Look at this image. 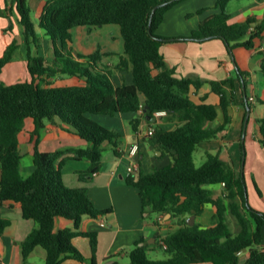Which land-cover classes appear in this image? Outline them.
Instances as JSON below:
<instances>
[{"label": "trees", "instance_id": "obj_1", "mask_svg": "<svg viewBox=\"0 0 264 264\" xmlns=\"http://www.w3.org/2000/svg\"><path fill=\"white\" fill-rule=\"evenodd\" d=\"M13 1L28 45L31 81L13 85L0 81V203L19 204L23 219L37 225L22 243L23 259L41 247L46 251L45 264H62L65 259L84 261L74 245L77 237L89 239L95 257L97 236L81 230L83 218L98 219L111 211L98 210L86 189L67 187L63 181V167L69 160L89 161V169L80 172V178L85 180L100 171L105 143L118 155L120 134L104 128L88 115L137 114L147 106L144 115L149 123L160 112L177 122L172 131L151 123L154 132L146 138L148 146L163 156L169 155L170 164L149 175H130L126 183L138 190L144 218L170 215L176 229L159 237L161 243L155 244L165 253V259L151 260L148 245H136L129 253L131 263L240 264L241 256L246 255L244 264H264V213L250 207L242 173L219 155L207 154L201 167L194 163L196 147L217 139L230 123L235 82L248 74L238 72L236 80L208 82L212 93L219 97L217 105L207 104L205 97L200 104L191 99L205 82L198 78L176 77L160 52L162 44L170 40L156 35L166 13L184 0H44L46 7L39 27L51 40V60L31 54L29 46L39 48L40 38L30 17L28 2ZM231 1L217 0L215 7L219 12L203 20L187 39L221 40L230 53L235 48L252 49L254 39L264 27L252 28L256 22L253 19L229 24L226 7ZM154 8L157 9L152 14ZM110 25L120 29L123 54L119 56L118 68L131 72L130 85L117 86L111 70L98 67L104 58L99 51L83 56L72 47L73 30ZM16 47L12 42L0 58V75L12 61ZM261 71L264 75V61ZM56 78L77 79L78 83L53 86L49 80ZM41 82H46V86ZM219 115L224 118L223 124L211 127ZM27 119L35 125L30 138L35 170L24 177L19 135ZM46 122L66 127L87 142L88 147L75 150L71 157H66L63 151L40 152L38 146ZM139 123V119L132 121L134 130ZM258 124L259 141L264 147V119L258 120ZM220 184H224V196L214 199L208 187ZM208 204L216 208L217 224L209 228L197 224L190 226L188 218L200 217ZM227 215L237 221L236 234L229 227ZM58 218L72 221L74 228L56 231ZM158 222L155 220V225H159ZM10 225L0 212V237Z\"/></svg>", "mask_w": 264, "mask_h": 264}, {"label": "crops", "instance_id": "obj_2", "mask_svg": "<svg viewBox=\"0 0 264 264\" xmlns=\"http://www.w3.org/2000/svg\"><path fill=\"white\" fill-rule=\"evenodd\" d=\"M216 1L184 0L178 3L166 13L164 22L156 31V35L170 40L162 44L160 52L168 68L175 71L176 77L198 78L205 82L195 95H191V99L197 104H200L201 98L204 97L207 104L217 105L219 103V97L212 93L208 82L225 81L230 78L236 80L238 72L248 74L247 77L240 78L235 82V104L230 109L231 121L228 126L218 135L217 139L199 144L196 150L201 149L205 159L207 154L219 155L224 162L240 171L246 182L248 201L253 199L254 210L264 213V147L259 141L260 126L258 124V120L264 119V104L262 103L264 100V75L261 71L264 61V28L261 30L260 36L254 39L252 49L235 48L232 53L221 40L199 42L187 39L193 31L198 29L203 20L219 12L215 7ZM27 2L31 19L32 16L36 17V21H32L35 24L36 34L40 38L39 48L34 45L29 46L31 54L51 60L53 58L51 40L39 27L46 2L44 0H27ZM202 9L205 11L198 14L197 12ZM0 10L2 12L0 14V58L12 42L17 44L12 61L4 67L0 81L5 85H13V82L21 80V78L25 80L24 82H30L31 76L27 64L28 45L23 36V28L19 22L16 5L13 0H0ZM186 12L193 14L194 20H196L190 29L185 32L176 29L169 34L163 31L167 21L172 22L177 16L186 14ZM226 12L229 14V24H241L248 19H253L256 22L252 28L264 27V0H233L228 3ZM80 28L87 29L84 34L89 40L90 53H79L83 56L92 55L94 49L91 48V43L94 37H101L100 31L103 28L100 31H95V28ZM104 37L107 38L109 45H105L102 41L97 43L98 51L104 55L101 66L111 70L113 81L117 86L132 84L131 72L121 71L118 68L119 56L123 54V40L119 27L115 26L106 32ZM73 49L75 48L73 47ZM49 81L53 86L58 87L78 83L71 78H56ZM41 84L46 86V82H41ZM227 89L229 90V88ZM245 98L250 105V116L244 134V122L247 114ZM144 113L141 111L137 114L92 118L104 128L118 132L121 139L117 149L118 155L114 153L110 144H104L105 152L101 169L91 178L85 180L80 178V172L89 169V161L69 160L65 163L63 167L65 185L70 188L86 189L90 200L98 210H110L111 213L98 219L83 218L81 230L86 233H94L97 236L95 257H93L89 239L77 237L74 239V245L83 255L84 261L65 259L62 264H132L129 253L136 245H148L149 252L155 251L159 249L155 244L161 243V238L176 229L175 222L169 221L167 215L154 216L152 219L144 218L138 190L126 183V179L130 175L134 177L140 174L149 175L170 164L169 155L163 156L161 152L148 146L146 138L154 125H159L169 131L174 130L177 126L176 120L163 114L155 115V119H151L149 123L148 117ZM136 119H139L140 123L137 125V130H134L132 121ZM223 122V116L219 115L211 127L220 126ZM34 129V122L27 119L24 130L19 135L22 156L21 174L24 177L29 176L35 170L34 147L30 141ZM134 146L138 147V153L132 156L131 150ZM87 147V142L66 127L46 122L41 131L38 149L43 153L63 151L66 152V157H71L75 150ZM243 150L245 159L242 166ZM130 167L134 168L133 174L128 172ZM208 189L212 192L214 199L224 196L223 184L209 186ZM0 212L3 218L11 222L10 227L0 237V264H45L46 251L41 247L35 248L26 260L22 256V243L37 228L35 222L23 219L19 204L0 203ZM216 212L213 205H206L200 217L193 216V225L197 224L202 228L214 227L217 224L214 219ZM155 220L159 221V225H155ZM73 228L72 221L62 218L56 220V231ZM262 236V246L264 247V227ZM246 258V255L241 256L240 264H244Z\"/></svg>", "mask_w": 264, "mask_h": 264}, {"label": "rangeland", "instance_id": "obj_3", "mask_svg": "<svg viewBox=\"0 0 264 264\" xmlns=\"http://www.w3.org/2000/svg\"><path fill=\"white\" fill-rule=\"evenodd\" d=\"M187 16H188V19H187ZM194 18H195V16H193V14L191 15L188 12H186V14L177 16L175 18V20L172 22L167 21V23L163 27V31L166 34H169L176 29L179 31L185 32L186 30L190 29V27H192L194 22H196V20H194ZM32 20H34V22H35L36 17L32 16ZM112 28H115V26L95 27V29H94L95 31H100L101 29L102 30L100 31L101 37L100 36H97L96 38L94 37L93 42L91 43V48L94 49V50H92V54L94 51L95 52L98 51L97 43H101V41H102L105 43V45H109V42H108L107 38L104 37V34L108 31H110ZM78 30L79 29L77 28L74 31H72L73 47L75 48L74 50L75 51L77 50L76 52L78 54H80L79 52H81V53L84 52V53L88 54V53H90V51H89L90 45H89V40L87 39V35L84 34L87 31V29H81L80 28V31H78ZM118 36H120V35H118ZM119 40L121 41L120 37H119ZM114 47H115V49H117V47L115 45H114ZM87 56H89V55H87ZM98 67L103 68L101 66V63L98 64ZM24 81L25 80L23 78H21V80H17L15 82H13L12 84H16V83L24 82ZM75 82L77 83V79H75ZM88 116L90 118H94V117L103 118V117H105V116H95V115H88ZM203 158H204V156L201 153V149L198 148L194 153V163H195L196 167H201V165L203 164L204 159H205V158L204 159ZM248 202H249L250 207L254 209L255 204H254L253 199H250ZM263 204H264V201H263ZM166 217L169 221L171 220L170 215H167ZM227 222L229 224L231 231L234 234H236L239 230V227H238V224H237V221L235 220V218L232 217L231 215H227ZM148 257L151 260H163L166 258V255L161 249H156L155 251L148 252Z\"/></svg>", "mask_w": 264, "mask_h": 264}, {"label": "water", "instance_id": "obj_4", "mask_svg": "<svg viewBox=\"0 0 264 264\" xmlns=\"http://www.w3.org/2000/svg\"><path fill=\"white\" fill-rule=\"evenodd\" d=\"M156 9H157V8H154V9L152 10V14L155 13ZM149 32H150V26H149ZM229 51H230V50H229ZM230 52H231V51H230ZM245 103H246V106H247V114H246V118H245V122H244V134H245L246 125H247V123H248L249 116H250V108H249V106H248V101H247L246 98H245ZM147 110H148V107L146 106L144 111H147ZM151 148H152V147H151ZM244 159H245V152H244V150H243V162H242V166L244 165ZM245 191H246V190H245ZM193 219H194V217H191V218L188 219V224H189L190 226L193 225Z\"/></svg>", "mask_w": 264, "mask_h": 264}, {"label": "built area", "instance_id": "obj_5", "mask_svg": "<svg viewBox=\"0 0 264 264\" xmlns=\"http://www.w3.org/2000/svg\"><path fill=\"white\" fill-rule=\"evenodd\" d=\"M251 100H253V99H251ZM163 114H166L165 112H160V113H157L156 115H163ZM153 132H154V129L152 128V129H150L149 130V132H148V136L149 135H152L153 134ZM138 153V147L137 146H134L133 148H132V150H131V155L132 156H135L136 154ZM128 172H129V174H133L134 173V168L133 167H130L129 169H128ZM223 186H224V184H223ZM102 226H105L104 224H102ZM163 245V244H162ZM163 247H165L164 245H163Z\"/></svg>", "mask_w": 264, "mask_h": 264}]
</instances>
